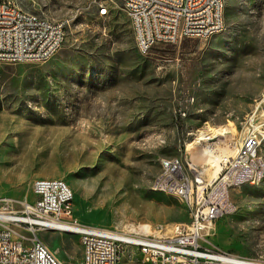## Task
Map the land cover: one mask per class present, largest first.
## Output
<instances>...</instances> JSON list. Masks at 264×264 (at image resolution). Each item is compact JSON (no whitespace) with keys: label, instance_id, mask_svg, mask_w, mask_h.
I'll use <instances>...</instances> for the list:
<instances>
[{"label":"rangeland","instance_id":"374dc122","mask_svg":"<svg viewBox=\"0 0 264 264\" xmlns=\"http://www.w3.org/2000/svg\"><path fill=\"white\" fill-rule=\"evenodd\" d=\"M12 1L69 27L47 63L0 64L1 195L33 203L34 181L62 179L81 225H188L191 207L153 189L165 159L197 162L202 191L248 134L260 135L264 155V0H226L220 35L156 45L147 55L121 0ZM205 135L220 136L219 156ZM229 198L233 211L208 233L210 242L264 261V180ZM39 237L64 264L82 263L78 235ZM122 264L146 263L127 247Z\"/></svg>","mask_w":264,"mask_h":264},{"label":"built area","instance_id":"2783aa9c","mask_svg":"<svg viewBox=\"0 0 264 264\" xmlns=\"http://www.w3.org/2000/svg\"><path fill=\"white\" fill-rule=\"evenodd\" d=\"M123 7L140 27L136 44L143 55L160 44L211 39L226 27L221 0H123ZM99 13L107 14L104 7ZM68 27L69 21L49 22L12 0H0V64L47 63L65 43ZM261 144L259 134H248L233 156L223 158L217 178L202 191L205 179L198 165L164 160L167 176L157 181L156 189L170 191L191 207L188 225L114 230L81 225L74 216L72 189L62 179L34 181L33 203L0 194V264H64L39 237L42 231L78 235L81 264H122L127 247L136 248L146 264H227L230 255L218 251L208 233L233 211L230 192L264 177Z\"/></svg>","mask_w":264,"mask_h":264},{"label":"bare ground","instance_id":"6f19581e","mask_svg":"<svg viewBox=\"0 0 264 264\" xmlns=\"http://www.w3.org/2000/svg\"><path fill=\"white\" fill-rule=\"evenodd\" d=\"M122 1V4H123V0H121ZM221 7H222V15H223V23H224V26H226V21H225V11H226V0H221ZM125 10V9H124ZM105 11L107 12V10H106V8H105ZM47 21H49V22H58L57 20H51V19H48L47 18ZM132 23V28H133V33H134V36H135V40H136V43H138V42H140V27H138L137 25H136V22H131ZM225 29H226V27H225ZM224 31V30H223ZM222 31V32H223ZM222 32H220V34L222 33ZM137 45V44H136ZM137 48H138V50H139V52L143 55V52H141V49L139 48V46H137ZM220 135V134H219ZM232 135V134H231ZM230 135V136H231ZM221 136V135H220ZM220 136H218V137H220ZM218 137H211V136H208V135H205L204 137H201V139L202 140H206V141H209V143L211 144L210 145V147H208V149L210 148L211 149V151L212 152H215V155H217V156H219L218 155V152H219V150H218V148H216V146H219L220 145V143H221V141H220V139H218ZM233 137V136H232ZM231 139V138H230ZM233 140V139H232ZM232 140H230V141H232ZM234 143V142H233ZM234 145V144H233ZM235 146H236V144H235ZM204 147H206V145L204 146ZM205 155H210L209 154V150H207L206 149V151H205ZM221 156V155H220ZM212 158V157H211ZM222 158V157H221ZM223 158H225L224 156H223ZM222 158V159H223ZM222 159L220 160V162L222 161ZM214 163V162H213ZM195 164V163H194ZM196 164H197V162H196ZM195 164V165H196ZM215 164V163H214ZM220 164V163H219ZM217 165V164H216ZM216 171V173H215V176H217L218 175V173L220 172V166L218 167V166H216V169H215ZM164 176H167V168H165L164 167V161L162 162V171H161V173H160V175L156 178V180H155V182H154V184H153V189L155 190V191H158V192H161V193H164V194H166V195H170V196H173V197H176V195H173V194H171V192L170 191H168V190H164V189H156V185H157V181H159L161 178H163ZM217 178V177H216ZM215 178V179H216ZM60 179H39V180H37V181H59ZM264 180V177L261 179V181H256L255 183H253V182H246V185H248V184H251V185H256V184H260L262 181ZM65 188H70L69 186H68V184L65 182ZM72 194H74L73 193V191H72ZM74 198H75V196H74ZM227 264H259V263H257V262H255V261H252V260H248V259H243V258H240V257H237V256H227Z\"/></svg>","mask_w":264,"mask_h":264}]
</instances>
